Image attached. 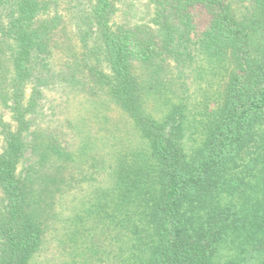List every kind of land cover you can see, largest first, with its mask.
<instances>
[{
  "label": "trees",
  "instance_id": "1",
  "mask_svg": "<svg viewBox=\"0 0 264 264\" xmlns=\"http://www.w3.org/2000/svg\"><path fill=\"white\" fill-rule=\"evenodd\" d=\"M124 1L0 0V264H33L87 157L107 178L60 218L79 264H264V0ZM74 95L110 124L76 146Z\"/></svg>",
  "mask_w": 264,
  "mask_h": 264
},
{
  "label": "rangeland",
  "instance_id": "2",
  "mask_svg": "<svg viewBox=\"0 0 264 264\" xmlns=\"http://www.w3.org/2000/svg\"><path fill=\"white\" fill-rule=\"evenodd\" d=\"M146 1V0H145ZM144 1V2H145ZM238 1V0H235ZM129 2H132L136 5L135 11H132L131 13H127L125 15L126 19L133 18L136 21L137 19L142 18L144 16L146 19H149L154 14V9L150 12L148 8L141 4L137 3L136 0H125L123 3H121L119 6L120 8L127 9ZM147 2V1H146ZM131 3V4H132ZM243 6L242 3H236V7L239 9H242ZM150 12V13H149ZM145 13H148V16H146ZM120 15V12L118 13ZM135 14L137 15L135 18ZM118 15V16H119ZM194 19L196 23L197 28H204L208 24V18L206 16L205 10L201 7H197L194 10ZM123 20V18H118V21ZM200 57H198L197 60H195V64H200ZM193 75V73H192ZM213 73H207V75L204 77V79L200 81H194L192 79L193 76H190L188 79L189 81V91L193 94V97L195 99L192 109L194 111L195 104L198 102H202L203 106H205V99L204 98V90H202L200 85L203 83L204 89H208L207 82L209 80L213 81L214 83H217V78H211L213 76ZM214 91V88L212 92ZM210 93V92H209ZM46 96L48 99L47 104V112L49 118L56 119V115H51V109H50V101H53L54 103L59 102L60 95L57 90H47ZM211 94V93H210ZM152 101V102H151ZM150 103L153 104V100H151ZM49 108V109H48ZM114 108V110L109 111L112 116L116 119H121L120 112L115 110V107H111V109ZM201 108V107H200ZM60 109V108H59ZM59 109H57L59 111ZM104 109V110H103ZM150 109V108H149ZM202 112L204 111L203 108H201ZM199 111V109H198ZM107 112L105 111L104 107H99L98 105H95L87 100L85 97H81L79 95H74L73 98H71L68 108L66 109V113L61 114L59 111V117L60 118H68L67 120H64L65 123H68L69 121L71 124H74V127L77 126L74 129V137L72 138L74 142V146L78 145V143L83 142L84 140H88L87 137H91L92 139H95L96 137L99 138L103 135V131H105L106 127L109 126V122L107 118L104 117V115ZM8 119L9 116H6ZM57 122L53 125L56 126ZM88 126V127H85ZM122 128L118 129L116 128V135L118 138H123L128 142H135V133L134 129L129 126V124L126 122L123 125H121ZM115 128V127H114ZM132 128V129H131ZM68 130V129H67ZM71 130V129H70ZM95 144L91 146L89 149L92 154H97V156L100 154H103L105 151V147L100 142V140H94ZM87 163L86 162H79L78 164L75 163L74 167V174L76 177V185L72 190V192L68 193L66 196H68L65 200L63 199L64 204L59 203L58 210L61 211V217L60 218H66L67 216L71 215L72 208L75 206H78V202L83 200L86 195H88L91 191V188H89V184H92L90 181H83V177L90 178V179H98V181L104 182L106 177V174L103 172H100V167L93 168L91 167L93 159L90 157H87ZM74 198V204L72 206L69 203V200ZM68 205L71 206V208L67 207ZM60 218H53L50 220L48 228L45 231L44 240L42 247L40 251L36 254L33 264H79L76 256V247L71 248L69 244H65L68 241L67 231L65 229L66 224L63 220ZM81 246V245H80ZM81 250V247H80ZM127 253V252H126ZM125 253V254H126ZM129 255V252L126 256Z\"/></svg>",
  "mask_w": 264,
  "mask_h": 264
}]
</instances>
